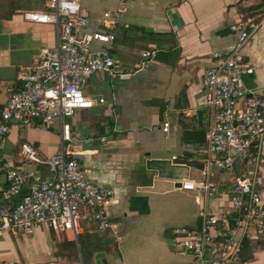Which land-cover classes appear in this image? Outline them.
I'll return each instance as SVG.
<instances>
[{
  "label": "crops",
  "instance_id": "1",
  "mask_svg": "<svg viewBox=\"0 0 264 264\" xmlns=\"http://www.w3.org/2000/svg\"><path fill=\"white\" fill-rule=\"evenodd\" d=\"M37 10H47L45 0H0V104L22 87L21 72L38 51L56 46L54 25L25 19L26 11ZM105 12L115 21V39L107 50L127 71L140 65L144 51H157L147 68L113 83L102 72L87 77L84 93L95 103L69 118L74 157L90 181L114 192L107 209L112 227L99 230L84 206L78 234L62 233L64 241L45 224L31 232L4 231L0 259L8 264H98V253L108 264L189 263L191 256L174 231L199 230L197 211L206 199L181 185L203 180L205 131L211 120L204 75L217 54L234 47L237 33L230 25L240 15L258 24L242 50L254 68L244 76V85L264 98V0H82L81 13L90 20L85 31L102 30ZM92 48L105 49L99 42ZM40 126L14 125L0 157L50 178L46 166L19 156L23 143L45 158L60 149V122L41 131ZM260 175L264 177V147ZM228 178L215 173L221 194L208 202L214 211H231ZM6 184L0 174V185ZM259 190L264 200V184ZM234 264H264V236L256 228L245 233Z\"/></svg>",
  "mask_w": 264,
  "mask_h": 264
},
{
  "label": "built area",
  "instance_id": "2",
  "mask_svg": "<svg viewBox=\"0 0 264 264\" xmlns=\"http://www.w3.org/2000/svg\"><path fill=\"white\" fill-rule=\"evenodd\" d=\"M47 10L26 11L28 21L55 26L57 43L43 47L31 64L21 72L22 87L0 104V147L14 125L50 127L61 125L60 149L50 157H42L32 145L19 147L21 161L44 165L51 177L20 167L0 157V174L6 185H0L5 203L0 204V236L7 230L31 232L45 224L56 234L80 230L82 207L87 206L99 230L112 227L108 207L113 200L111 188L97 185L86 176L72 150L73 131L69 118L76 110L93 107L95 100L84 93L91 74L105 73L111 83L121 77L147 68L156 50L142 53V61L127 71L107 49L115 39V21L110 12L103 15L102 30L85 31L90 20L81 13L82 0H45ZM124 7V5H123ZM258 28L243 15L230 25L237 33L234 47L217 54L214 65L204 75V99L211 109V120L205 131L206 158L199 183L188 180L184 190L199 191L206 203L197 211L199 230L175 229L180 245L190 254L186 264H234L243 237L254 227L264 236V200L259 190L264 184L260 175L264 147V98L258 91L245 87L243 78L254 68L242 54ZM81 30V34L76 32ZM105 49L95 51L93 43ZM104 103L103 98H99ZM169 123H164L167 132ZM101 142L106 138L101 137ZM174 156L173 159H176ZM239 169V171H238ZM216 171L228 174L226 183L231 211H214L208 202L221 194ZM64 241V237H59ZM0 264H8L0 259Z\"/></svg>",
  "mask_w": 264,
  "mask_h": 264
},
{
  "label": "water",
  "instance_id": "3",
  "mask_svg": "<svg viewBox=\"0 0 264 264\" xmlns=\"http://www.w3.org/2000/svg\"><path fill=\"white\" fill-rule=\"evenodd\" d=\"M98 264H108L102 253L96 255Z\"/></svg>",
  "mask_w": 264,
  "mask_h": 264
},
{
  "label": "rangeland",
  "instance_id": "4",
  "mask_svg": "<svg viewBox=\"0 0 264 264\" xmlns=\"http://www.w3.org/2000/svg\"><path fill=\"white\" fill-rule=\"evenodd\" d=\"M41 127H42L43 129H47V127H46V126L42 125V126H40V130H39V131H41ZM50 133H51V134H53V135H56V132H55V130H53V131H50ZM20 168L26 169V167H23V166H21Z\"/></svg>",
  "mask_w": 264,
  "mask_h": 264
}]
</instances>
